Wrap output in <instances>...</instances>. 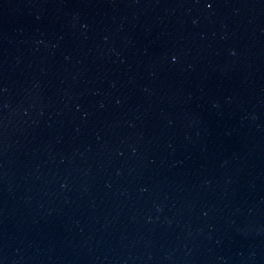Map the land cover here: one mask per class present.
<instances>
[{
	"label": "water",
	"instance_id": "water-1",
	"mask_svg": "<svg viewBox=\"0 0 264 264\" xmlns=\"http://www.w3.org/2000/svg\"><path fill=\"white\" fill-rule=\"evenodd\" d=\"M0 264H264V0H0Z\"/></svg>",
	"mask_w": 264,
	"mask_h": 264
}]
</instances>
